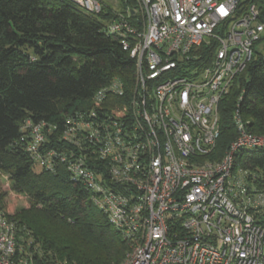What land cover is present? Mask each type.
<instances>
[{"label": "built area", "instance_id": "built-area-1", "mask_svg": "<svg viewBox=\"0 0 264 264\" xmlns=\"http://www.w3.org/2000/svg\"><path fill=\"white\" fill-rule=\"evenodd\" d=\"M70 1L89 14L104 5ZM136 3L141 30L125 15L106 27L123 38V49L135 60L126 110L103 107L110 96L126 94L114 79L95 92L88 111L65 119L59 138L66 150L45 147L56 125L30 119L21 127L26 150L38 168L63 165L83 185L131 241L124 264H264V227L249 212L264 208V192L249 190L245 172L232 173L235 154L264 148V136L246 131L238 105L232 114L237 138L220 160L211 158L219 104L264 35V4L242 9V0ZM0 264H36L18 244L4 210Z\"/></svg>", "mask_w": 264, "mask_h": 264}, {"label": "trees", "instance_id": "trees-1", "mask_svg": "<svg viewBox=\"0 0 264 264\" xmlns=\"http://www.w3.org/2000/svg\"><path fill=\"white\" fill-rule=\"evenodd\" d=\"M252 3L264 0H242L241 8ZM118 7L115 12L104 3L99 14H89L70 0H0V171L16 195L29 198L28 210L9 218L18 244L36 264H121L131 244L65 166L46 171L35 165L21 131L26 119L56 125L45 147L66 150L59 138L65 119L88 111L95 92L114 79L123 82L126 94L110 96L103 107L126 110L135 60L123 49V38L106 27L125 15L141 30L143 19L136 0H118ZM237 105L246 131L264 136V35L219 104V135L211 153L216 161L237 138L232 119ZM239 171L246 173L249 190L264 192V148L239 150L232 173ZM251 210L264 227V208Z\"/></svg>", "mask_w": 264, "mask_h": 264}, {"label": "rangeland", "instance_id": "rangeland-1", "mask_svg": "<svg viewBox=\"0 0 264 264\" xmlns=\"http://www.w3.org/2000/svg\"><path fill=\"white\" fill-rule=\"evenodd\" d=\"M104 3L115 12H119L118 0H104ZM28 202L29 198L26 194L16 195L12 191L8 176L0 171V206L4 207V210L8 213L9 217L14 220L18 213L28 210ZM65 237L67 238V235H65ZM132 248V244H129L128 250L124 253L121 264H124L127 255L131 252Z\"/></svg>", "mask_w": 264, "mask_h": 264}]
</instances>
